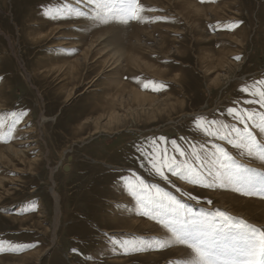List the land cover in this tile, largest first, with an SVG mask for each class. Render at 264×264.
I'll use <instances>...</instances> for the list:
<instances>
[{
    "label": "rangeland",
    "instance_id": "1",
    "mask_svg": "<svg viewBox=\"0 0 264 264\" xmlns=\"http://www.w3.org/2000/svg\"><path fill=\"white\" fill-rule=\"evenodd\" d=\"M149 1L141 0L152 9L141 13V20L122 24L94 19L97 11L108 13L87 0H0L3 131L19 117L13 138L0 142V153H5L0 155V264H183L189 256L177 257L169 235L141 229L124 214L116 219L114 211L132 205L126 204L125 194L140 218L152 219L129 194V178L170 192L197 216L221 209L253 225L214 196L236 185L206 188L166 170L165 180L137 147L158 157L166 147L183 160L173 152L172 140L189 153L191 145L203 144L205 155L221 145L238 163L264 175L258 159L240 156L232 145L198 131L195 123L203 116L218 121L216 127L237 124L227 115L233 101L240 102L237 108L262 110L245 103L253 97L241 89L264 79V0ZM190 1L201 5L202 12L196 13ZM81 9L89 13L86 18L78 17ZM56 26L53 34L43 35ZM108 28L113 30L111 42L124 50L140 39L135 51L147 63L124 70L112 102L105 98L111 88L107 77L117 78L109 70L118 58L113 46L98 47L104 49L102 64L96 56L86 61L81 54L88 41ZM69 58L80 60L77 73L69 71ZM255 131L264 142V133ZM11 146L23 152L11 154ZM53 190L61 206L56 241ZM113 241L153 246L137 249Z\"/></svg>",
    "mask_w": 264,
    "mask_h": 264
},
{
    "label": "snow or ice",
    "instance_id": "2",
    "mask_svg": "<svg viewBox=\"0 0 264 264\" xmlns=\"http://www.w3.org/2000/svg\"><path fill=\"white\" fill-rule=\"evenodd\" d=\"M87 3L95 5L97 9H105L110 14L109 16L102 14L101 11L96 12L94 19L103 22L111 18L122 24H128L134 20H141V13L152 10L146 9L141 0H87ZM88 15L85 10L78 11V17L86 18ZM235 59L239 60L240 57ZM149 83L153 82L149 81ZM144 87L147 88L148 84H144ZM153 90L157 89L153 88ZM241 92L253 97L245 103L258 104L262 109L252 111L248 108H237L235 105L240 102L233 101L234 106L227 109V115L243 127L224 123L216 127L218 121H206V118L201 116L196 118V128L205 136L215 137L232 145L240 156L264 162V142L257 139L255 131L264 133V79L255 81L250 86L245 85ZM13 115L15 116V113ZM18 119L19 117H16L7 125V131H3L4 122H0V142L6 143L13 138ZM159 141L167 144L164 137H160ZM156 143V140L152 141V144ZM185 143L188 142L185 140ZM171 146L173 152L178 153L179 157L184 158L183 160L178 159L175 154L170 155L166 147L162 149L163 155L160 157L155 152L145 151L143 146H138L137 151L148 160L154 172L165 180L168 179L165 175L166 170L172 175L191 183H199L206 188L222 187L225 184L236 185L233 189L235 191H241L244 195L258 194L264 198V175H259L254 169L238 163L236 157L225 147L217 145L215 150L205 155L203 144L191 145L190 153L176 140L171 141ZM125 182L129 194L139 201L144 210L142 214L151 213L152 219L159 216L158 223L167 229L170 239L190 250L189 258L183 261V264H264V229L257 228L243 219L232 217L221 209L197 216L176 196L157 185L145 184L142 179L132 183L129 178ZM176 191L181 190L177 188ZM189 199L195 200L197 197L189 194ZM207 203L211 204L212 201L208 200ZM113 242L137 249L153 246L146 242ZM154 243L156 246H163L160 241Z\"/></svg>",
    "mask_w": 264,
    "mask_h": 264
},
{
    "label": "bare ground",
    "instance_id": "3",
    "mask_svg": "<svg viewBox=\"0 0 264 264\" xmlns=\"http://www.w3.org/2000/svg\"><path fill=\"white\" fill-rule=\"evenodd\" d=\"M148 2H150L149 0H147ZM189 6H191L193 8V10L196 13H201L202 12V6L197 4L194 1H190L189 2ZM204 8V7H203ZM58 26V25H57ZM57 26L53 28L52 32H47L43 35L45 36H50L51 34H53L57 29ZM135 30V29H134ZM111 31H113L111 28H108V30H105L101 33L100 36H94L90 41L87 42V45L84 47V51L81 53L82 57L85 58V60H90L92 58H94V56L98 57L96 58V61H100L101 64L103 61L106 60L104 56V49L98 48L101 46V44H106L107 45H111L113 46V50H112V54L113 56H118V58L116 59V61L114 62V64L116 66H113L114 64H110L109 66H112V68H110L109 70H115L116 72V76L117 78H115L114 76L107 77V82L109 84V88L110 90L107 91V97L105 98V100L107 101H113L117 95H114V93H116V89L121 86L123 84V73L125 72L124 70L128 69L131 71L132 67L135 66H139L141 64L142 61H144V58L142 55H139L136 51L135 48L141 44L140 39L137 40V44H135V46H132L131 49H124L122 47H120V45L118 43H112L110 40V37L112 36ZM136 31V30H135ZM134 34V33H133ZM132 34V35H133ZM131 35V36H132ZM136 35V34H135ZM134 36V35H133ZM107 39V40H106ZM135 39V38H134ZM106 42H102L105 41ZM132 41V40H131ZM60 45V43L54 44L52 46H57ZM131 45V44H130ZM105 46V45H104ZM106 47V46H105ZM106 49V48H105ZM103 52V54H102ZM111 52V51H110ZM118 54V55H116ZM101 59V60H100ZM71 59L69 58L68 61V67H69V71L72 72H76L80 69V60L79 59ZM123 61L126 62V64H123ZM144 65L146 66L147 63H145L144 61ZM143 65V66H144ZM142 66V65H141ZM140 66V67H141ZM147 68V67H146ZM149 68V66H148ZM151 68V66H150ZM156 72V71H153ZM73 74V73H72ZM10 148V152L11 154H20L23 152V150L19 149L16 146H11L8 147ZM0 155L3 157L5 156V153L2 152L0 153ZM257 166H260L261 168L264 169V162L257 160ZM229 189L227 191H225L226 193L221 194L220 192L218 193H214V196H218L220 195V199H222L223 204H227L228 206L231 208V210H229V212L233 213L235 216L239 217V216H244L246 219L250 220V222L256 223L261 227H264V198L260 197V196H246L244 194H242L241 192H237L235 190H233L232 188L228 187ZM227 189V188H226ZM54 193V197H55V202H56V222H55V229H54V238L53 241H56L57 239V228L60 225V215H61V206L59 204V194L53 190ZM126 193V192H125ZM123 199V197H122ZM125 202L126 204H132L131 206L125 207L122 206L121 209H118L117 211H114L115 213V217L116 219H119L120 215L124 214V218L126 219H130L132 224L135 225H139V227L141 229H153V231H156L157 234L159 236H163V235H169L168 237H170V234L167 232V230L163 229L161 225H159L155 220H145L142 219V217L140 218V216H138L137 213V207L134 206V201L131 199V197L127 194H125L124 196ZM130 232V231H129ZM166 237V236H165ZM173 246V249L177 255L178 258L182 259L184 257V255H188L190 253V250L186 248V246L179 244L178 242H173L171 243Z\"/></svg>",
    "mask_w": 264,
    "mask_h": 264
}]
</instances>
